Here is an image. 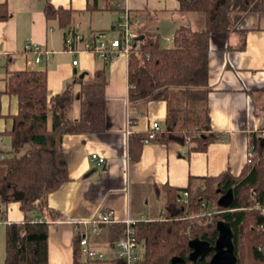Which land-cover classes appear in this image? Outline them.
<instances>
[{
    "label": "trees",
    "instance_id": "trees-1",
    "mask_svg": "<svg viewBox=\"0 0 264 264\" xmlns=\"http://www.w3.org/2000/svg\"><path fill=\"white\" fill-rule=\"evenodd\" d=\"M114 1L117 3L108 8L118 11V0ZM176 1L179 13L200 15L201 28H194L187 21L180 24L173 32L170 48L160 47L154 34L137 28L143 38L129 49L128 102L162 100L166 104L161 128L128 135L130 162L138 159L144 142H177L188 144L189 151H203L209 143L220 139L218 134L209 131L206 106L210 89L207 84L209 41L212 36L236 31L245 14L260 11L264 5V0ZM110 2L107 0L108 4ZM42 11L45 19L57 20L63 36L71 29L69 11L48 3ZM8 16L5 2H0V21ZM100 61L103 67L93 71L91 82L82 83V78L74 77L60 93L52 95H47L44 70L14 71L5 76L3 93L16 98L17 111L10 116V127L1 133L9 137L10 151L0 159V204L18 203L23 220L4 225V264H47V223L42 219L47 211L46 196L69 180V153L61 148V137L98 134L105 129L104 68L107 62ZM75 84L78 86L76 92ZM170 99L175 100L174 106L170 105ZM74 102H77L78 115L70 118L68 111ZM259 130L249 135L252 156L238 176L233 177L225 171L215 177L201 178L196 187L169 189L164 197L163 206L167 212L164 217L136 221L132 225L134 237L142 246L139 264H169L172 256H179L184 264H190L187 241L198 236L212 243L218 217L231 226L237 263L264 264V217L256 210L242 209L250 203L244 194L249 189L255 195V202H264V143L260 144L264 137H259ZM229 187L233 192V204L230 210L221 211L224 209L216 206V190L223 193ZM182 191L187 192L184 198L180 196ZM206 193L217 196L208 200L210 196ZM201 202L215 212L204 214ZM112 232L111 241L117 240L123 227L117 226ZM72 264L121 262L118 259L102 263L81 261L76 239Z\"/></svg>",
    "mask_w": 264,
    "mask_h": 264
},
{
    "label": "crops",
    "instance_id": "crops-1",
    "mask_svg": "<svg viewBox=\"0 0 264 264\" xmlns=\"http://www.w3.org/2000/svg\"><path fill=\"white\" fill-rule=\"evenodd\" d=\"M110 1L108 4L107 0H16L17 10L25 11L21 19L28 21L30 37L19 43L22 36L17 30V16L9 14L0 21V63L3 61L0 118L4 120L0 138L7 129L5 120H10L11 125L10 116L17 111L16 98L3 93L8 73L44 70L47 95H52L60 93L67 82L81 73L82 83L91 82L93 71L103 67L92 53L73 54L65 48L63 29L56 19H45L43 6L48 3L69 11L68 26L88 38L96 31H103L101 27L91 26L92 12L113 10L108 7L117 2ZM0 2H5L8 8L9 0ZM118 5L133 13L130 17L137 23L135 29L154 34L162 48L172 46L173 32L180 24L185 21L191 24L195 18L198 25L201 22L200 15L192 20L189 14L179 13L176 0H118ZM86 15L89 23L79 31L75 24L79 27L80 18ZM54 26L61 34L58 43L51 38ZM27 43L39 45L47 53V59L37 66L31 64L33 55L24 52ZM207 57L209 131L220 139L209 143L203 151H189L188 144L177 142H144L135 162L128 160V135L152 131V123L161 128L166 104L162 100L128 102L127 55L117 51L116 57L105 65L104 131L61 137V148L69 153V180L46 196L47 211L42 219L47 223V264H72L73 245L78 238L75 222L92 219L101 211L111 212L112 222L101 226L93 241L96 248L106 249L114 233L112 229L122 228L123 219L153 220L141 214L144 199L147 204L148 197L161 198L164 204L169 189L196 187L201 178L215 177L225 171L233 177L239 175L251 151L249 135L264 123V5L260 11L245 14L236 31L212 36ZM72 59L77 60L76 65H71ZM73 89L77 91V84ZM73 104L68 111L70 118L78 115L77 102ZM91 154L103 158V163L98 165L91 160ZM0 206L4 225L23 220L18 203Z\"/></svg>",
    "mask_w": 264,
    "mask_h": 264
},
{
    "label": "built area",
    "instance_id": "built-area-1",
    "mask_svg": "<svg viewBox=\"0 0 264 264\" xmlns=\"http://www.w3.org/2000/svg\"><path fill=\"white\" fill-rule=\"evenodd\" d=\"M117 19L112 22V30L118 33L115 38H105L103 34H94L91 39L83 38L76 29H68L64 36L63 41L65 48L73 53L88 52L95 55L96 58L103 60L107 63L112 61L117 54V51L128 56L129 49L134 42V39L139 33L136 31V21L132 19L127 11L121 5H118ZM24 52L31 53L33 59L31 64L38 65L43 60L47 59V53L41 50L40 46L35 43H27L24 45ZM42 55V56H41ZM30 63V62H29ZM77 60L72 59L71 65H76ZM129 123V121H127ZM157 123L151 124V129H158ZM259 137H264V123L262 124L259 133ZM252 156V151L247 155V161ZM0 154V159H2ZM91 160L101 165L104 161L103 158L91 154L89 157ZM182 198L187 196V192L182 191L180 193ZM180 199L177 200V202ZM201 207L204 208L203 213L211 215L215 211L207 203L201 202ZM230 209H224L226 211ZM254 210L259 215L264 217V202L254 203ZM112 222L111 212L101 211L97 215L89 220H81L74 223L75 233L78 234L77 244L83 262H96L102 263L107 260L118 259L121 264H139L140 260V243H138L134 237L132 225L136 222L132 219L125 218L122 220L123 232L122 235L114 241H111L106 249L101 250L93 245L95 237L99 234L101 226Z\"/></svg>",
    "mask_w": 264,
    "mask_h": 264
},
{
    "label": "rangeland",
    "instance_id": "rangeland-1",
    "mask_svg": "<svg viewBox=\"0 0 264 264\" xmlns=\"http://www.w3.org/2000/svg\"><path fill=\"white\" fill-rule=\"evenodd\" d=\"M11 6V7H10ZM8 11L9 14L15 15L18 18V32L19 35L22 36L19 43H21L24 39H27L28 37H30L29 33H30V27L28 25V21L26 22H22L21 17H23L22 14H25V11H18L17 10V3L16 0H9V6H8ZM192 17V20L194 19V17H197V13H190L189 14ZM88 16L86 15L85 17L80 18V26L78 27L76 24L75 26L78 28V30H82L84 28L87 27V24L89 23L88 21ZM117 19V13L114 10H105V11H95L92 12V21H91V26H94L95 29H98L99 27H101L103 29V36H107L110 38H114L116 36H118V33L111 30L110 26L112 24L113 21H115ZM197 22H199V20L197 18H195V21L193 20V22L191 23V25L194 28H201L202 24L198 25ZM53 33L51 35V38L54 40V42L58 43L59 41H61V34L59 29L54 26L53 27ZM100 32V31H96ZM84 33H86L84 31ZM3 61L0 63V76H1V72H2V65ZM2 87V82L0 81V88ZM171 106H174L175 104V100L174 99H170L169 101ZM74 105V104H72ZM72 107V106H71ZM3 119L0 118V126L1 124L3 125ZM10 126V120L6 119L5 120V127L8 129ZM10 149V139L6 136V135H2V137L0 138V151L5 152L7 150ZM211 187H213L211 185ZM209 195V199L208 200H212V198L214 199V197H216L217 195L215 194H208ZM246 195L247 200L250 202L247 204V207H243L242 209L244 210H254V203H255V195L252 191V189H249L248 191H245L244 193ZM202 195V194H201ZM218 197V196H217ZM148 202L147 204L146 199L143 200L142 203V208H141V214L142 216H146L148 218H153V219H157V218H161L164 217L167 212L166 209L164 208L163 204H162V200L161 198L158 200H152L151 197H148ZM3 210V209H2ZM255 211V210H254ZM212 216H206V218H211ZM221 219L218 217V220ZM3 218H2V213H0V264H4V223H3ZM201 223V222H200ZM203 223H201V225H203ZM109 245V243L106 244V248ZM101 250H103V247H99ZM103 248V249H102ZM140 255L142 252V246L140 245Z\"/></svg>",
    "mask_w": 264,
    "mask_h": 264
},
{
    "label": "water",
    "instance_id": "water-1",
    "mask_svg": "<svg viewBox=\"0 0 264 264\" xmlns=\"http://www.w3.org/2000/svg\"><path fill=\"white\" fill-rule=\"evenodd\" d=\"M143 38L142 35H137L132 43L135 46L136 42ZM83 77V73L79 78ZM264 143V138L260 140V144ZM216 206L221 209H228L233 204L232 188H227L223 193L217 189ZM1 212V206H0ZM216 237L213 242L200 239L198 236L187 241L189 253L187 259L190 264H201L203 260H207L206 264H238L234 254V246L232 243V229L228 221L219 219L215 221ZM169 264H184V259L179 256H172Z\"/></svg>",
    "mask_w": 264,
    "mask_h": 264
}]
</instances>
